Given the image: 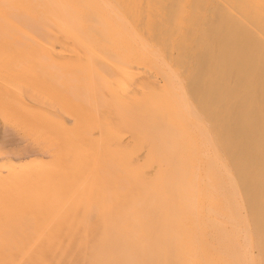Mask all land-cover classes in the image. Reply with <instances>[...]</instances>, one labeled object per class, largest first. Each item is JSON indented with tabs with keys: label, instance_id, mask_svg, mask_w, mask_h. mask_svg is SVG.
Here are the masks:
<instances>
[{
	"label": "bare ground",
	"instance_id": "bare-ground-1",
	"mask_svg": "<svg viewBox=\"0 0 264 264\" xmlns=\"http://www.w3.org/2000/svg\"><path fill=\"white\" fill-rule=\"evenodd\" d=\"M3 48L107 71L112 123L109 159L68 160L61 103L0 94L47 155L0 153V264H264V0H0Z\"/></svg>",
	"mask_w": 264,
	"mask_h": 264
},
{
	"label": "rangeland",
	"instance_id": "rangeland-1",
	"mask_svg": "<svg viewBox=\"0 0 264 264\" xmlns=\"http://www.w3.org/2000/svg\"><path fill=\"white\" fill-rule=\"evenodd\" d=\"M102 72L104 76H98L93 67L70 55L68 63L52 70L56 82L49 78L36 79L29 71L18 72L15 54L3 48L0 51V94L13 98L22 92L28 96L30 86L36 90L38 102H41L40 98H46V102L50 103L51 100L61 103L62 116L67 122L76 120L81 125L80 130L67 142L50 133L49 143L62 149L60 155L65 156V159L79 161L85 158V162L90 164L101 163L111 156V139L108 135L112 123L110 105L107 107L103 103L104 99L110 98L108 86L111 78L107 71ZM0 111V153L19 163L35 156L46 159L47 155L40 154L38 146L30 141L33 137L30 139L31 134L28 132L31 128H44L42 118L37 115L31 117L5 104L0 106ZM97 137L101 138V142L96 145Z\"/></svg>",
	"mask_w": 264,
	"mask_h": 264
}]
</instances>
